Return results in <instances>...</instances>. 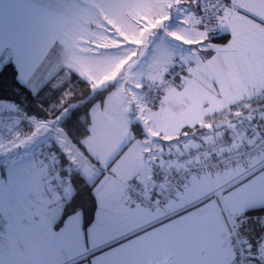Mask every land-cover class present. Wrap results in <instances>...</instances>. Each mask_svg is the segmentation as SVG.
I'll return each mask as SVG.
<instances>
[{
  "label": "snow or ice",
  "instance_id": "6c2138e0",
  "mask_svg": "<svg viewBox=\"0 0 264 264\" xmlns=\"http://www.w3.org/2000/svg\"><path fill=\"white\" fill-rule=\"evenodd\" d=\"M57 15L60 33L35 59L0 46V72L14 65L16 81L34 94L54 79L59 87L71 72L93 92L111 90L89 109L78 142L59 126L71 91L54 119L29 118L27 133L13 122L9 135H0V153L13 157L51 136L67 157L69 175H60L54 151L28 165L11 159L0 175V194L25 168L37 175L47 184V210L61 209L50 233L69 245L75 229L68 219L77 210L65 207L75 195L72 170L92 185L96 207L99 200L126 215L161 209L160 219L84 256L89 264L98 256L100 264H112L102 254L119 252L125 242L166 255L185 234L221 226L230 243L242 245L233 247L228 264H264V241L253 253L240 235L245 213L264 208V0H61ZM197 86L216 102L206 100L194 118L180 119L181 102ZM3 237L0 231V253Z\"/></svg>",
  "mask_w": 264,
  "mask_h": 264
},
{
  "label": "crops",
  "instance_id": "0c3cea01",
  "mask_svg": "<svg viewBox=\"0 0 264 264\" xmlns=\"http://www.w3.org/2000/svg\"><path fill=\"white\" fill-rule=\"evenodd\" d=\"M43 6L30 7L26 15L24 7H9V3L4 4L0 0V45L5 49L15 50L22 58L35 59L46 51V48L51 46V39L60 31L50 36L46 35L43 29L45 21L53 14L60 27L62 23L57 15L59 9L53 12L52 8L44 4ZM18 24L15 30L14 26ZM32 40L42 41L38 51ZM206 100L216 102L198 86L193 88L181 102L179 118H194L202 110ZM4 104L0 102L1 107ZM46 185V182L42 183L37 175L31 174L15 185L12 197L0 207V213L5 215L6 220L2 230L5 249L0 253V264H89L83 257L89 255L96 247H102L105 243L122 237L131 229L162 217L161 209L148 211L138 208L135 213L126 215L118 208L109 207L106 202L98 200L94 221L84 229V232L80 231L82 227L80 211H76L68 219V223L75 229L74 243L69 245L54 239L50 233V224L59 218L61 209L57 207L51 212L47 210L46 205L49 201L45 191ZM37 190L38 193H35ZM261 241H264V232ZM180 244L181 246H170L166 255H158L145 250L139 243L125 242L120 246L119 252L112 251L111 254L105 252L102 255L112 264L124 262L154 264L157 260L163 262L169 259L177 264H228L232 256L229 235L227 229L222 226L219 229L213 227L192 231L182 237ZM93 264H100L99 256L95 258Z\"/></svg>",
  "mask_w": 264,
  "mask_h": 264
},
{
  "label": "trees",
  "instance_id": "16d2710c",
  "mask_svg": "<svg viewBox=\"0 0 264 264\" xmlns=\"http://www.w3.org/2000/svg\"><path fill=\"white\" fill-rule=\"evenodd\" d=\"M9 70L0 72V102L13 103L16 109L25 113L29 117L36 120H50L59 116L62 109L57 105L60 103L65 91H71L73 96L64 105L68 108V113L59 121V126L69 133L74 142L87 132L88 111L95 103H102L111 86L107 88L97 89L95 92L91 90L86 80L81 78L75 72H71L70 76L64 80L59 87H53L55 79L46 83L38 91L33 93L27 87L20 85L16 81V68L14 65H8ZM64 72L60 73L63 77ZM31 126H25L23 130L30 129ZM139 128V126H137ZM142 132L141 129H139ZM53 141V140H52ZM166 143V142H165ZM58 149L55 142H52L50 149ZM57 157L61 166L60 175L67 176L68 160L63 152L58 151ZM71 179L74 188L71 201L66 202L65 207H73L80 211L82 215V226L87 229L94 221L95 213V197L92 194V185L85 182L81 174L72 170ZM264 215V208H252L245 213L244 223L240 228L241 234L245 237L247 244L252 246L254 253L259 246L264 227L261 217ZM259 264L258 261H252Z\"/></svg>",
  "mask_w": 264,
  "mask_h": 264
},
{
  "label": "rangeland",
  "instance_id": "374dc122",
  "mask_svg": "<svg viewBox=\"0 0 264 264\" xmlns=\"http://www.w3.org/2000/svg\"><path fill=\"white\" fill-rule=\"evenodd\" d=\"M2 2H4V4L9 3V7H24L26 10V15L28 12V9L30 7H44L43 4L46 7H50L52 8L53 12H57L58 9L61 8V0H1ZM55 7V8H54ZM47 17V14H46ZM18 25H15V30H17ZM62 27V25H61ZM61 27L59 25V22L57 21L56 17L51 14L50 15V19H47L44 23V33L48 36L53 35L57 32H59L61 30ZM47 40V39H46ZM35 43V49L38 51L41 48L42 45V41H38L37 40H32ZM45 41V40H43ZM1 46V45H0ZM36 58V57H35ZM4 108H9L10 106H14L15 105L13 103L10 102H4ZM16 109V107H15ZM32 127V125H29V127ZM31 130L30 129H25L22 132L23 133H27ZM52 139L51 136H41L40 138H38L36 141H34L32 144L28 145L26 148H21L18 149L17 152L18 154H16L13 157H8L6 156V154L0 153V175L4 174L6 172V167L5 164L7 163L8 160L11 159H16L19 160L20 157L24 158L23 161H20L21 164L23 165H28L30 162H32L33 160L35 161H40L41 160V145H47L48 147H50L52 145ZM52 152H58L60 151L59 148L58 149H52ZM31 174L28 173L27 168L24 169V175L19 178V179H15L12 188L6 189L4 191L3 194H0V207L4 206L6 204V201L12 197V195L14 194V187L16 184L24 181V178L29 176ZM47 187V185H46ZM73 187V186H72ZM35 193H38V190L35 191Z\"/></svg>",
  "mask_w": 264,
  "mask_h": 264
},
{
  "label": "built area",
  "instance_id": "2783aa9c",
  "mask_svg": "<svg viewBox=\"0 0 264 264\" xmlns=\"http://www.w3.org/2000/svg\"><path fill=\"white\" fill-rule=\"evenodd\" d=\"M16 110L17 111L8 112L7 108L0 106V120L6 122V124H7V127L0 125V135H3L5 137L8 136L9 135L8 128H11L12 123L16 122V121H19L17 127L20 131H22L25 126L31 125L29 118H33V117L27 116L25 113L21 112L19 109H16ZM40 150H41V155H43L45 157L48 156L52 152L50 147H48L47 145H44V144L41 145ZM57 169L59 170V172H61L60 164H58ZM157 209H159V208H155L154 210H157ZM5 223H6L5 215L3 213H0V231L3 230ZM262 225L264 227V215L262 216ZM240 235H241L242 240L246 241L245 237L241 234V232H240ZM246 243H247V241H246ZM230 245H231V249H233V247H235L237 249L242 248L240 240H236L234 245L232 243H230ZM243 264H254V263L252 262V260L246 259V260H244Z\"/></svg>",
  "mask_w": 264,
  "mask_h": 264
},
{
  "label": "water",
  "instance_id": "95a60500",
  "mask_svg": "<svg viewBox=\"0 0 264 264\" xmlns=\"http://www.w3.org/2000/svg\"><path fill=\"white\" fill-rule=\"evenodd\" d=\"M142 130V129H141Z\"/></svg>",
  "mask_w": 264,
  "mask_h": 264
}]
</instances>
